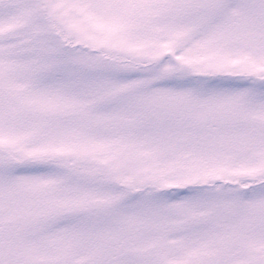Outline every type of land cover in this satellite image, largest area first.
I'll return each mask as SVG.
<instances>
[{
    "label": "snow or ice",
    "instance_id": "obj_1",
    "mask_svg": "<svg viewBox=\"0 0 264 264\" xmlns=\"http://www.w3.org/2000/svg\"><path fill=\"white\" fill-rule=\"evenodd\" d=\"M0 264H264V0H0Z\"/></svg>",
    "mask_w": 264,
    "mask_h": 264
}]
</instances>
